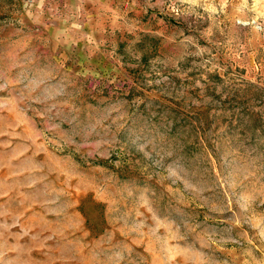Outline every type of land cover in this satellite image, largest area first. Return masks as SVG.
<instances>
[{
    "label": "rangeland",
    "instance_id": "rangeland-1",
    "mask_svg": "<svg viewBox=\"0 0 264 264\" xmlns=\"http://www.w3.org/2000/svg\"><path fill=\"white\" fill-rule=\"evenodd\" d=\"M0 264H264V0H0Z\"/></svg>",
    "mask_w": 264,
    "mask_h": 264
}]
</instances>
